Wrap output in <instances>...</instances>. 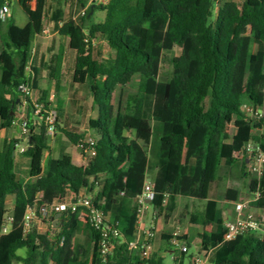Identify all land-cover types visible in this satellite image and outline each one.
I'll return each mask as SVG.
<instances>
[{"label": "trees", "instance_id": "trees-1", "mask_svg": "<svg viewBox=\"0 0 264 264\" xmlns=\"http://www.w3.org/2000/svg\"><path fill=\"white\" fill-rule=\"evenodd\" d=\"M7 1L27 22L20 28L15 12L0 19V127L14 126L23 99L32 114L38 106L40 111L36 121L27 115L24 122L27 181L17 175V141L0 151V264H102L101 236L84 212H64L59 227L44 233L33 226L26 234L22 228L38 194L39 204H51L84 188L122 234L109 263L165 264L160 244L149 258L127 251L136 240L137 196L145 172L153 173L156 216L168 220L179 196L199 203L190 221L210 227L200 237L209 264H264V234L223 240L224 206L217 200L230 187L240 192L247 178V159L236 154L249 142L264 151V132L256 133L264 131V117L244 111L245 105L257 108L264 101V0H224L215 15L214 0H0V9ZM82 10L85 14L77 16ZM47 28L60 47L55 49L54 38L45 61L37 42ZM246 38L253 45L248 64L241 59ZM100 40L107 56L97 50ZM66 50L75 55L71 87H85L96 111L86 131L71 115L62 120L65 102L59 98L55 105L39 87L45 73L57 93L62 90ZM176 50L180 53L173 57ZM22 85L35 93V102L21 93ZM52 111L57 112L55 133L68 144L77 148L88 137L95 140L94 158L78 165L63 147L43 165ZM233 117L237 128L231 136ZM257 188L260 198L250 206L264 209V172L260 180L252 177L250 191ZM9 196L15 197L12 210ZM8 214L13 221L3 234ZM160 241L170 248L168 236L160 235Z\"/></svg>", "mask_w": 264, "mask_h": 264}, {"label": "built area", "instance_id": "built-area-1", "mask_svg": "<svg viewBox=\"0 0 264 264\" xmlns=\"http://www.w3.org/2000/svg\"><path fill=\"white\" fill-rule=\"evenodd\" d=\"M96 0H89V3H94ZM224 0H214L215 9H217L220 3ZM11 4L9 1L5 2L0 9V19L2 21L8 20L11 16ZM85 10H82L77 14V16H83ZM20 91L24 95L31 93L30 89L22 85ZM40 107H37L35 114H39ZM244 111L256 118L261 119L264 117L262 109L260 107H253L251 105H245ZM56 121V111H52L47 118V124L49 125L48 134L52 136L54 134L55 128L54 124ZM24 127V132H26ZM95 140L88 137L84 141L79 142L77 148L81 150L82 157L85 161L94 158L96 156V150L94 148ZM26 149H22L24 152ZM237 157H246L248 164V172L250 175L255 176L258 180L261 179L264 172V151H262L260 145L255 142H249L240 152L236 154ZM124 194V193H122ZM155 197L154 183L148 181L143 185L141 193L137 196L138 204V220L137 229L142 225L144 215L152 204ZM260 198V191L257 188L254 192H251L249 200H240L235 204L236 216L233 220L226 221L224 224V237L225 242L233 241L239 236L253 233L256 234L261 230L262 223L257 216L252 212H248V207H250V202L255 201ZM41 200V195L38 194L33 205H30L26 209V213L22 222V228L27 234L33 228L36 220H41V218L49 219V216H55L59 213L64 212H78L85 213L88 219L89 225L94 228L101 236V256L103 257L102 264L109 263L108 256L113 255L115 244H119L122 234L116 228V225L109 221L103 212L97 209L94 205V196L92 194H86L80 192L78 195L72 194L69 199L62 202L54 201L51 204H39ZM41 215V218L40 216ZM13 219L11 214H8L6 222L3 225L2 233L6 234L10 231V225ZM159 235V232L155 227H150L144 231V238H136L135 241L130 242L127 246V251L132 254H140L143 258H149L154 252V242L153 240ZM169 244L175 251L180 253L188 252V245L185 236L180 232L179 229L174 230L169 237ZM209 254L203 253L201 256L193 257L192 264H207Z\"/></svg>", "mask_w": 264, "mask_h": 264}, {"label": "crops", "instance_id": "crops-1", "mask_svg": "<svg viewBox=\"0 0 264 264\" xmlns=\"http://www.w3.org/2000/svg\"><path fill=\"white\" fill-rule=\"evenodd\" d=\"M101 20H102V15H99V16L97 15V21H101ZM49 31H50L49 29H47L45 31L46 35H48ZM48 37L46 36L45 38H40L37 42V44H40V52H41V54H44V60L45 61H47L49 58L47 51H48V48L52 45L54 38H56L55 39V49L57 50L60 47L59 38H57V36H55V34H52L50 36L52 38L49 42H47ZM98 42H101L105 45V42L103 40L97 41V43ZM43 46H46V49L44 48L45 50L42 49ZM67 55H71V58L73 55V60L72 59H71V61L67 60ZM74 58H75V55L73 52H71L69 50L65 51V60H64V64H63V71L66 75V78L62 84L67 82V76H68L67 73H69L70 69L73 66ZM68 63H69V66H68ZM68 67H70V69L67 71ZM41 77L42 78L39 82V87H40V89L47 90L49 92L50 101L52 102L53 96L51 95V92L49 89H51L52 87H55V85L53 82L52 83L49 82V80L46 78L45 73H43ZM43 81H47V86L45 88L42 87V84H41ZM58 99H57V101H58ZM66 103L67 102H65V104ZM54 104L56 105L57 102ZM65 104H64V110H66ZM20 105H23L22 106L23 107V110H22L23 115L21 118L23 124H25L24 122H25L27 115H29V117L31 119L35 120L34 114H32L30 111H28V108L25 109V106H26L25 102L21 103ZM260 108L263 111L264 105L262 104V106H260ZM91 110H92L91 113L94 115H89V119L96 116V111H94L92 109V105H91ZM66 114H67V110H66V112H64L61 115L62 120H64V117L66 116ZM73 114H74L75 118L77 117L76 120L75 119H73V120L75 122H79L80 120H78V119H80L79 117L84 116L85 109L82 106H80V107H78V109H76L73 112ZM89 119H88V121H89ZM236 128H237V125L234 127L233 132H230L229 124H228V132L231 136L234 134ZM81 131H82V129H81ZM36 132H38L37 128H36ZM263 132H264L263 129L256 130V133L260 134V135ZM22 134H25V132L22 133V129L17 122V118H16V121H15L14 126L12 128L1 129V127H0V151H2L9 142L17 141L16 145H15V151H14L16 171H17V175H18L19 179H23V180L27 181L29 179V174L26 177H24L23 172H22L24 170V168L23 169L19 168L20 164H22L24 162L28 163V167H27V173H28L29 163H30L29 158L23 154L25 151L22 152V149L28 148V145L23 144V142L25 140L20 139V136ZM55 134L57 135V139H58L57 140L58 141V143H57L58 147L56 150H52L50 148L49 142H48L49 150H47L44 154L43 165L46 164V162L50 156L57 158L63 147L65 148V152L71 155V157L73 158V161L76 164H78V165L85 164V160L82 157L81 153L78 151V149L75 146L68 144L67 141L63 137L59 136L58 133H55ZM19 140L23 141V142L19 143ZM18 148H19V150H18ZM74 151H76V154L74 153ZM25 169H26V167H25ZM152 175H153V173L145 172V180H144L143 185L148 181H152ZM252 177L253 176L248 173L247 178L241 184L240 192H238L234 187H230L233 190H229L230 188H228L227 190H225V192L222 195L218 196L217 200L219 202H221L224 207H225V205H227V208L224 209L225 222L233 220L235 218V216H236L235 204L240 200H245L244 198L246 196V192L250 191V183H251ZM81 192L86 193V194H92V193L88 192L87 189H85V188L82 189ZM175 203H176V208L168 220H165V218L163 216H156L152 205H149V208L147 209V211L144 215L142 225L137 229L136 238L143 239L144 238V231L150 227H155L157 229V231L159 232V235H157V237L153 240V242H154L155 246L160 244L161 247H163L160 254H161L162 258L164 259L165 264H192L191 261H192L193 257L203 255V252L201 251L200 237L204 232L209 231L210 227L209 226L204 227V226H200V225H194L191 223V221H190L191 212L193 211L194 206L199 204L193 198L179 196L176 198ZM14 204H15V197L9 196L7 199V209L12 210L14 207ZM256 209H258V208H256ZM263 211H264V209H263ZM54 217L55 216H52V215L49 216V219H47L46 223H44L40 219L36 220L33 226L38 232L44 233L46 231L47 227L48 228L54 227V225H55ZM59 225H60L59 222L56 223L57 228L59 227ZM176 229H179L180 232L185 236V239L187 240L188 252L185 254L180 253L179 251H175L171 245H170V248H167L166 245H168V243L167 244L161 243V241H160V235L164 234V235L170 237V234ZM192 243L195 244V247L197 248L196 249L197 252L193 253L191 251V244ZM167 260L169 261V263H167Z\"/></svg>", "mask_w": 264, "mask_h": 264}, {"label": "rangeland", "instance_id": "rangeland-1", "mask_svg": "<svg viewBox=\"0 0 264 264\" xmlns=\"http://www.w3.org/2000/svg\"><path fill=\"white\" fill-rule=\"evenodd\" d=\"M36 1L34 2V6L36 5ZM11 11L12 12H15V18H16V22L17 24L19 25L20 28H24L26 26V22H27V17L21 13H19L17 11V8L14 7V3H12L11 5ZM216 14V9H214V15ZM99 16V15H98ZM48 29V28H47ZM52 34L49 32L47 37V42H49L51 40L52 37H50ZM97 50L99 51V53H103L104 55L107 56L108 54V49L106 48V46L101 43V42H98L97 45ZM46 49V46H43L42 49L45 50ZM253 52V45L252 43L250 42V40L248 38L245 39L244 41V48H243V54H242V62L244 64H248V61L250 59V56ZM180 53V50H176L174 53H173V56H177L179 55ZM71 59L73 60V55H72V58H71V55H67V60H70ZM68 66H69V63H68ZM70 69V67L67 68V71ZM67 82L62 84V90L60 92L57 93L55 87H52L50 90L51 92V95L53 96V99H52V102L53 103H56L57 102V99L58 98H61L63 99L65 102H67L65 104V107H66V110H67V115H71V119H77V117L75 118L73 112L78 109V107L82 106L84 109H85V114L83 117H79L80 120L78 123H79V126H80V129H82V131L84 130H87V123H88V119H89V115H94L92 114V110H91V105H92V102H91V98L86 90L85 87H77V85H74V88L71 87V79L69 77V73H67ZM42 87H46L47 86V81H43L42 83ZM133 86H134V83L127 86L126 90H132L133 89ZM76 87V88H75ZM74 95V96H73ZM29 98L35 102L36 100V96H35V93L32 92L29 94ZM72 100H75L76 102H72ZM23 102H25V109L28 108V103L25 99H23ZM263 105H264V101H263ZM23 105H20L18 104L17 106V122L18 124L20 125L21 129H22V133L24 132V124L21 120L22 118V110H23ZM263 115H264V110L262 111ZM34 118L35 120L39 118V116L37 114H34ZM34 120V121H35ZM35 125H36V128H37V131H39V123L38 122H35ZM237 125V120L235 117L231 118L230 122H229V130L230 132H233L234 130V127ZM28 132V131H26ZM20 139H24L25 141H20L19 140V143L23 142L24 145H28V136L27 134H22L20 136ZM57 135L55 134V131H54V134L52 136H50L49 138V146L52 150H56L57 147H58V141H57ZM19 150V148H18ZM74 153L76 154V151H74ZM84 158V157H83ZM85 160V159H84ZM76 161V160H75ZM77 162V161H76ZM26 167V169H25ZM27 167H28V163H22L19 165V168H24V170L22 171L23 172V175L24 177H26L28 175L27 173ZM229 190H233V189H229ZM250 195H251V191H247L246 192V196H245V200H249L250 199ZM227 208V205H225L224 209ZM258 210V211H257ZM248 212H252L255 216H257L259 218V220H261V223H262V228L261 230L257 233V235L261 236L264 234V211L263 209H256L255 207H248ZM258 212V213H257ZM55 229H57V227H53ZM49 228L47 227L46 231L48 230ZM77 238L79 240V242H83L84 241V235L83 233L81 232H78L77 233ZM197 248L195 247V244H191V251L194 253V252H197L196 250ZM20 255H23V251H20L19 252ZM167 263H169V261L167 260ZM209 264V263H207Z\"/></svg>", "mask_w": 264, "mask_h": 264}, {"label": "water", "instance_id": "water-1", "mask_svg": "<svg viewBox=\"0 0 264 264\" xmlns=\"http://www.w3.org/2000/svg\"><path fill=\"white\" fill-rule=\"evenodd\" d=\"M61 216H62V213H59V214L55 215V217H54V222H55L54 227H56V223L59 222Z\"/></svg>", "mask_w": 264, "mask_h": 264}]
</instances>
